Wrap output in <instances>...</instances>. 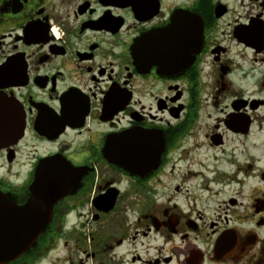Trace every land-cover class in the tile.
<instances>
[{"label":"flooded vegetation","instance_id":"1","mask_svg":"<svg viewBox=\"0 0 264 264\" xmlns=\"http://www.w3.org/2000/svg\"><path fill=\"white\" fill-rule=\"evenodd\" d=\"M0 192L5 264H264V0H0Z\"/></svg>","mask_w":264,"mask_h":264},{"label":"water","instance_id":"2","mask_svg":"<svg viewBox=\"0 0 264 264\" xmlns=\"http://www.w3.org/2000/svg\"><path fill=\"white\" fill-rule=\"evenodd\" d=\"M50 161L52 160L42 161V163L40 164V168H37L35 172V180L30 188L31 193L34 194L37 200H39L41 203H44L45 205L48 204L50 197V191L48 190L50 186L48 163ZM64 171L70 172L73 171V168L67 167ZM41 210H43L47 216L36 217V221H38L39 223V225L35 227L36 230L30 232L15 233V234H20V236H23V240L20 241L18 248H11L10 246H7V248H5L3 247L4 245H2L0 241V264H5L6 262H9L14 258H16L17 256H19L27 248H29L32 242L39 236V233L42 231V228L44 226V222L47 220L48 217V208L45 206V208H41ZM23 218L26 219L27 217L23 216ZM30 218L32 219V217ZM0 226H1V216H0ZM259 261L260 263H264V245L260 250Z\"/></svg>","mask_w":264,"mask_h":264}]
</instances>
